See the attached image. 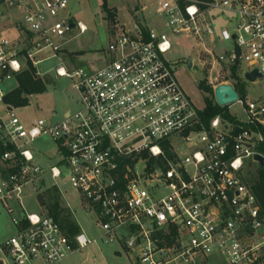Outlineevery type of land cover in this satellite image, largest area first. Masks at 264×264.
<instances>
[{
    "label": "built area",
    "instance_id": "1",
    "mask_svg": "<svg viewBox=\"0 0 264 264\" xmlns=\"http://www.w3.org/2000/svg\"><path fill=\"white\" fill-rule=\"evenodd\" d=\"M154 1L167 31L125 25L112 32L110 60L99 69L58 66V77L72 79L81 108L57 123H25L7 96L30 65L42 77L37 67L51 56L37 55L57 56L75 24L69 0H0L20 5L25 33H0V204L15 227L0 244V264H61L98 241L120 244L134 264H208L214 254L226 264H264V211L246 181L247 162L258 164L263 138L244 127L253 121L236 125L218 115L203 123L202 109L165 59L170 34H185L206 56L203 66L222 67L217 85L234 67L264 76V0ZM220 16L224 25L216 29ZM77 27L87 31L81 22ZM10 82L15 88L6 87ZM244 109L250 120L264 115L255 101ZM41 137L59 155L52 177H67L82 195L84 210L98 219V239L82 232L70 238L42 203L41 214L26 209L25 189L43 187L37 163L43 154L33 149Z\"/></svg>",
    "mask_w": 264,
    "mask_h": 264
},
{
    "label": "rangeland",
    "instance_id": "2",
    "mask_svg": "<svg viewBox=\"0 0 264 264\" xmlns=\"http://www.w3.org/2000/svg\"><path fill=\"white\" fill-rule=\"evenodd\" d=\"M104 4L114 12V21L107 17L103 10ZM0 10L2 11L0 15L1 35L14 38L20 32L24 37L25 33L21 29L24 25V12L20 5L2 4ZM68 12L71 13V20L75 23V27L69 33L57 56H52L54 53L49 50L37 55L39 59L51 56L37 67V70L42 73L41 78L46 81V87L42 93L29 95L27 106L17 107L18 115L25 123L40 118L57 123L63 120L68 113L74 114L81 108V99L72 79L58 77L55 71L58 66L65 65L70 69L83 68L87 71L99 69L110 60L108 46L113 38L112 32L124 28L125 25L134 23L145 25L146 23L150 28L167 31L164 27L167 18L157 14V3L154 0H69ZM67 15L68 13H63L61 18ZM78 21L87 27L85 33L79 32ZM223 25L224 18L220 16L216 19L214 27L219 29ZM169 40L172 49L165 54V59L175 68L176 78L186 94L197 108L203 109L209 94L200 88V83L204 82L214 89L217 86L215 78L222 67L217 65L211 71L207 63L203 66L206 56L200 53L193 37L185 34H170ZM189 59L194 63L191 68L187 65ZM238 76L241 87L236 85L227 73L218 78V81L231 84L240 92L242 102L227 106L229 113L240 122L253 121L264 125V115L258 116L259 120L252 115V120H250L244 109V103L250 101L264 104V79L248 81L243 72H240ZM15 83L10 82L6 87L15 88ZM33 149L43 154L37 161L44 170L43 187L29 186L25 189L23 198L26 209L29 212L41 214L43 207L47 212L46 206L41 207V197H44L47 191L57 190L62 198L63 206L73 213L72 219L77 222L80 232L89 239H98L102 230L95 214L84 210L82 195L67 177L53 178L51 175V167L59 163V155L54 142L48 137H41L33 143ZM247 163L246 181L252 184L250 174L257 175L259 164L251 160ZM14 233L15 227L6 213L5 206L0 204V244ZM134 259L135 255L128 253L120 244H104L98 241L70 254L61 264H134ZM226 263V259L218 254L208 258V264ZM33 264H39V262L34 261Z\"/></svg>",
    "mask_w": 264,
    "mask_h": 264
},
{
    "label": "trees",
    "instance_id": "3",
    "mask_svg": "<svg viewBox=\"0 0 264 264\" xmlns=\"http://www.w3.org/2000/svg\"><path fill=\"white\" fill-rule=\"evenodd\" d=\"M103 10L106 12L107 17L114 21V12H112L111 9H109L105 4ZM230 78L236 83V85L240 86V78L235 67L232 69ZM18 82V87L11 91L7 96V101L15 107L27 106L29 95L34 93H42L45 91L46 81L45 79L36 76V69L32 65H30L18 76ZM200 88L209 94V96L206 97L205 107L199 112L203 123L208 125L212 118L221 115L226 120L236 125H241V122L229 113L227 106L222 107L218 105L215 100L214 89L212 86L206 85L203 82L200 83ZM237 92L240 96L239 90H237ZM243 125L245 128L259 133L262 136L263 140L257 145V152L264 156V125L260 123H250ZM250 175L252 177L251 185L264 211V167L259 165L257 175ZM247 182L249 181L247 180ZM41 199V203L46 206L48 213L59 222L62 229L70 238H73L80 232V227L78 226L77 222L72 219L73 213L70 209L63 206L62 198L57 190L47 191L44 194V197L42 196Z\"/></svg>",
    "mask_w": 264,
    "mask_h": 264
},
{
    "label": "water",
    "instance_id": "4",
    "mask_svg": "<svg viewBox=\"0 0 264 264\" xmlns=\"http://www.w3.org/2000/svg\"><path fill=\"white\" fill-rule=\"evenodd\" d=\"M187 65L189 68L192 67V61L187 60ZM245 79L248 81H256L264 79V76L260 74L258 71L248 72L245 74ZM214 96L215 100L220 106H230L240 100V96L235 89V87L231 84H220L214 88ZM254 160L258 162L261 167H264V156L257 153L254 155ZM61 170L64 174H67L68 170L65 165L61 166Z\"/></svg>",
    "mask_w": 264,
    "mask_h": 264
},
{
    "label": "crops",
    "instance_id": "5",
    "mask_svg": "<svg viewBox=\"0 0 264 264\" xmlns=\"http://www.w3.org/2000/svg\"><path fill=\"white\" fill-rule=\"evenodd\" d=\"M78 22H79V21H78ZM73 23H74V22H73ZM144 23H145V22H144ZM74 24H75V23H74ZM18 34H19V33H17V35H16V36H18ZM65 67H66V66H65ZM68 69H70V68H68ZM73 69H75V68H73ZM70 70H72V69H70Z\"/></svg>",
    "mask_w": 264,
    "mask_h": 264
}]
</instances>
